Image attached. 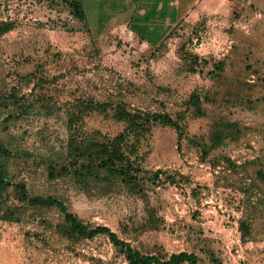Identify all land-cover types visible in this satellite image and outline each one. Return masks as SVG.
Listing matches in <instances>:
<instances>
[{
	"label": "rangeland",
	"instance_id": "1",
	"mask_svg": "<svg viewBox=\"0 0 264 264\" xmlns=\"http://www.w3.org/2000/svg\"><path fill=\"white\" fill-rule=\"evenodd\" d=\"M100 1L82 0L80 18L66 0H0V25H13L0 33V138L13 152L12 178L143 252L264 264V0H198L158 48L130 30L128 17L112 28L100 22ZM182 48L207 63L191 72ZM115 101L181 125L154 124L135 153L132 135L124 145L142 168L144 197L119 180L87 189L63 169L72 136L107 141L124 131L109 108ZM222 124L241 131L212 147ZM155 170L160 180H146ZM241 221L250 223L246 240ZM62 224L56 207L20 223L0 218V264H129L106 235L71 240Z\"/></svg>",
	"mask_w": 264,
	"mask_h": 264
},
{
	"label": "trees",
	"instance_id": "2",
	"mask_svg": "<svg viewBox=\"0 0 264 264\" xmlns=\"http://www.w3.org/2000/svg\"><path fill=\"white\" fill-rule=\"evenodd\" d=\"M74 8L80 18L87 16L85 5L82 0H66ZM167 0H155L152 8L146 10L142 16L132 17L129 22V28L141 40L147 41L149 45L161 47L164 40L173 30V21H176L175 27L183 21L184 9L180 5L175 17L170 15V24L166 25L168 14ZM159 12V17L157 16ZM154 17V24L150 23ZM11 23L0 25V33H6L11 30ZM187 68L191 72H197L199 63L207 60L200 58L197 54H192L182 48V56ZM215 68L223 69V62H216ZM213 73V71H212ZM192 105L195 107L196 116L204 114L201 107L200 95L198 92L192 96ZM107 104L97 103L96 108L106 109ZM88 107V104L84 108ZM113 110V116L116 120L125 124V129L113 139L99 141L95 138L88 140H79L72 136L68 164L63 167L65 173H69L76 181L84 185L87 189L95 187H107L108 184H118V180L131 192L146 196L147 188L142 186L143 177L140 175L142 168L132 160L126 153L124 145L129 137H134L131 143L130 153H135L137 143L144 137L154 124H163L181 131V125L178 118H173L169 113L145 112L143 110H131L123 102H112L110 107ZM70 120L72 124L76 123L73 115ZM241 129L236 124L219 125L212 137V147H217L223 143L227 137H234ZM74 135V134H73ZM13 155L12 150L6 141L0 138V218L8 222H23L30 218V215L39 214L43 210L56 207L63 215V224L59 228V233L71 240L94 238L97 235H106L113 243L118 254L123 256L129 264H202L199 256L194 252L180 251L170 255H164L159 252H143L140 248L134 246L130 241L120 237L115 231L106 225H90L86 223L79 215L70 211L61 199L52 195L32 194L24 181H16L12 178L7 160ZM52 173L53 170H52ZM163 170H155L151 173H145L146 180L156 182L160 180ZM149 174V175H148ZM258 176L264 180V172L259 171ZM165 181L175 182V176L166 175ZM28 211H31L30 213ZM240 231L243 240L251 233L250 223L248 221L240 222Z\"/></svg>",
	"mask_w": 264,
	"mask_h": 264
},
{
	"label": "crops",
	"instance_id": "3",
	"mask_svg": "<svg viewBox=\"0 0 264 264\" xmlns=\"http://www.w3.org/2000/svg\"><path fill=\"white\" fill-rule=\"evenodd\" d=\"M169 4L168 6V14L166 19V25L170 24V15H176L178 7L180 5L183 7L184 12L183 16L186 13L190 12L195 4H198V0H167ZM155 3V0H101L100 5H98V20L100 22H104L106 25H109L111 28L118 24L119 19L121 17H128L127 25L129 26V22L132 17H139L144 14V12L150 8H152V4ZM102 4L104 8L102 10ZM157 16L159 17V12H157ZM150 23L154 24V17L151 18ZM174 26L176 21L172 23ZM117 26H115L116 28ZM140 38V37H139ZM141 40V39H140ZM143 41V40H142ZM146 42L147 41H143ZM148 44V43H147Z\"/></svg>",
	"mask_w": 264,
	"mask_h": 264
}]
</instances>
